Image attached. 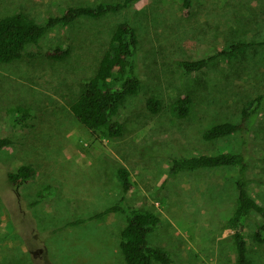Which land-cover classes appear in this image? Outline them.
Instances as JSON below:
<instances>
[{
	"label": "rangeland",
	"instance_id": "374dc122",
	"mask_svg": "<svg viewBox=\"0 0 264 264\" xmlns=\"http://www.w3.org/2000/svg\"><path fill=\"white\" fill-rule=\"evenodd\" d=\"M120 1L0 0V19L24 12L45 25L68 7ZM129 18L141 41L144 91L130 98L120 114L124 135L105 138L81 125L70 105L96 74L115 28ZM66 39L71 54L64 61L40 55L0 64V138L14 140L0 153V264H125L119 248L125 216L66 227L119 202L120 167L130 172L134 186L127 205L161 218L150 242L169 250L174 264H235L224 225L237 199V171L169 176L170 159L239 151L238 136L210 144L202 133L216 124L239 122L245 104L264 93V48L221 58L190 75L176 60L206 58L238 41L262 42L264 0H195L189 19L181 15V0H137L129 13L81 18L51 31L39 50ZM183 93L191 94L193 106L188 119L178 120L169 106ZM146 96L161 100L164 111L148 113ZM14 105L36 112L31 131L13 127L7 109ZM251 131L250 191L264 205V108ZM25 164L36 167L37 178L14 192L6 171ZM44 188L46 198L30 207ZM254 229L251 222L245 230L249 256L264 264V244L253 241Z\"/></svg>",
	"mask_w": 264,
	"mask_h": 264
},
{
	"label": "trees",
	"instance_id": "16d2710c",
	"mask_svg": "<svg viewBox=\"0 0 264 264\" xmlns=\"http://www.w3.org/2000/svg\"><path fill=\"white\" fill-rule=\"evenodd\" d=\"M137 0H122L116 3H99L68 7L61 16L50 17L45 25H39L30 15L18 12L0 19V64H12L22 58L44 55L55 62L66 60L71 54V44L66 39L63 45L43 52L39 45L54 30L73 25L81 18L102 19L108 15L124 14L132 11ZM195 0H181V15L184 19L192 17ZM254 47L264 48L262 42H234L206 58L189 61L176 60V65L186 75L201 73L221 58H228L246 52ZM141 41L137 28L129 18L122 21L113 31L108 48L99 67L83 87L82 93L70 105V111L76 120L93 133L105 138L117 139L124 135L125 127L120 120L121 112L127 107L128 100L139 97L144 91L145 83L140 65ZM145 110L153 115L164 111V104L154 96H146ZM193 98L183 93L169 106L172 117L186 120L191 114ZM264 108V93L245 104L241 110L239 122L216 124L202 133L206 143H216L231 137L240 138V149L236 153L223 152L200 154L195 156L171 157L169 176L202 170L234 169L237 171V199L225 229L230 232V242L235 251V264H255L249 256L246 228L254 223L253 241L264 244V205L252 196L250 186L252 156V125ZM7 115L15 129L26 132L32 130L30 124L37 118L36 112L22 105L7 109ZM11 137L0 138V153L13 146ZM38 171L33 164H25L18 170L7 172L5 177L13 191L36 180ZM122 195L118 203L87 220L75 221L66 227L88 224L111 215L126 217V225L120 233L119 248L125 264H174L172 254L166 248L154 246L150 237L156 233L161 218L152 211L139 210L127 205V196L133 190L130 172L120 167L116 171ZM46 188L37 193V200L30 205L34 207L46 198ZM16 194V193H15Z\"/></svg>",
	"mask_w": 264,
	"mask_h": 264
}]
</instances>
